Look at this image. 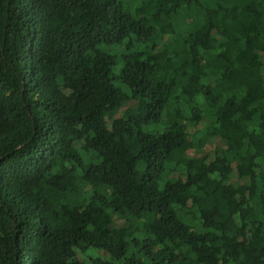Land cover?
<instances>
[{
    "label": "trees",
    "instance_id": "obj_1",
    "mask_svg": "<svg viewBox=\"0 0 264 264\" xmlns=\"http://www.w3.org/2000/svg\"><path fill=\"white\" fill-rule=\"evenodd\" d=\"M0 264H264V0H0Z\"/></svg>",
    "mask_w": 264,
    "mask_h": 264
},
{
    "label": "rangeland",
    "instance_id": "obj_2",
    "mask_svg": "<svg viewBox=\"0 0 264 264\" xmlns=\"http://www.w3.org/2000/svg\"><path fill=\"white\" fill-rule=\"evenodd\" d=\"M111 49H114V48H111Z\"/></svg>",
    "mask_w": 264,
    "mask_h": 264
}]
</instances>
